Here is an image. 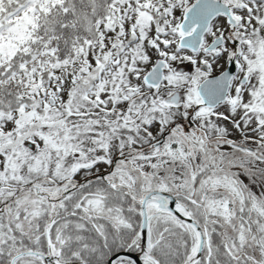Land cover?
I'll return each mask as SVG.
<instances>
[{
  "label": "rangeland",
  "instance_id": "1",
  "mask_svg": "<svg viewBox=\"0 0 264 264\" xmlns=\"http://www.w3.org/2000/svg\"><path fill=\"white\" fill-rule=\"evenodd\" d=\"M18 1L10 0V11ZM191 1L117 0L114 14L103 28L108 42L93 48L98 62L90 56L96 70L91 72L88 68L84 74L62 76L49 86L47 97L34 102L32 108L24 106L12 112L9 106L19 104V97H1L4 100L0 101V111L5 113L0 112V188L9 186L11 181L15 184L12 187L37 182L46 187V180L73 186V182L103 171L112 159L127 155L128 150L141 151L152 146L171 129L164 146L157 145L152 153L130 160L143 167V177L152 170V162L158 178L167 180L187 174L181 180L189 184V179L202 168L219 166L221 160L217 157L224 162L222 154L226 153L229 158L234 157L230 167L238 172L222 176L219 183L213 182L221 188L216 193H212L216 189H208L202 207L225 218L236 230L240 225L232 220L237 215L235 199L241 215L245 217L251 210L250 219L260 222L264 234V0H223L232 11L235 25L215 19L206 41L220 35L225 45L230 46L236 39L237 48L216 53L178 47L182 36L179 25ZM141 6L153 10L148 13L150 18L136 19ZM8 8L0 1V14L7 13ZM32 18L33 14L27 15L29 22ZM23 25L22 20L18 31ZM88 36L91 42L100 41L94 31ZM228 56H235L238 76L231 81L225 101L205 110L197 87L204 79L219 74ZM156 61L164 64L162 80L157 86L146 85L143 77ZM8 76L2 73L0 79ZM242 77L246 78L245 84L240 82ZM175 93L179 100L176 105L168 102ZM50 96L53 99L46 103ZM174 124L182 128H171ZM234 144L251 147L263 158L241 151ZM167 156L185 162L174 164L175 167L169 162L166 167ZM86 166L91 169L78 172L79 167ZM116 167L127 169L128 180L123 181L132 182L130 176L137 173V168L129 160L119 161ZM134 181L135 188H143ZM160 181L146 186L161 187ZM155 204L151 202L148 211L155 210ZM243 231L242 228L244 236ZM258 256L264 264L263 251L258 250Z\"/></svg>",
  "mask_w": 264,
  "mask_h": 264
},
{
  "label": "trees",
  "instance_id": "2",
  "mask_svg": "<svg viewBox=\"0 0 264 264\" xmlns=\"http://www.w3.org/2000/svg\"><path fill=\"white\" fill-rule=\"evenodd\" d=\"M0 1L5 8L9 7L7 13L11 12L7 16H3L7 14L5 12L0 14V76L2 73L9 74L8 79H0V101L18 96L20 103L9 106L12 112L24 106L32 108L34 102H41L51 92L49 86L62 76L84 74L88 68H91V72L96 70V64L90 63V56H94V47L108 42L103 28L108 25L106 20L114 14L117 0H19L12 11L10 0ZM152 11L147 6H141L136 19L150 18L148 13ZM32 14L33 21L29 22L27 15ZM10 16L16 19H4ZM22 20L24 25L20 32L18 28ZM91 31L96 33V37L100 35V41L92 39L91 42L88 36ZM94 57L98 62V58ZM51 99L50 96L46 103ZM155 143L141 151L128 150L127 155L118 156L116 161L112 159L106 165L109 176L113 175L123 184L115 187L114 195L109 193L112 187L106 185L105 179H91V175L73 182V186L46 180V187L39 182L12 187L14 181L9 182V186L1 187L0 264H9L21 252H47V229L50 243H55L61 259L67 263L104 264L113 253L122 250L139 252V201L143 194L158 188L155 184L147 187L146 183L159 179L167 193L177 194L178 198L183 199L192 197L194 203L186 201V209L204 234V246L200 258L188 263L197 246L195 232L190 226L180 225L172 215L156 211L149 221L152 248L149 258H145L146 263L263 264L257 252L260 250L264 253V234L260 222L250 219L251 210L247 213L243 211L244 217L234 199L237 215L232 220H237L240 225L235 230L234 225L227 224L225 218L202 207L208 189H216L212 192L216 193L221 188L213 185V182L219 183L222 176L238 172V169L230 167L234 157L222 154L224 162L217 157V160H221L219 166L202 168L196 172L197 176L189 179V184L184 182L185 177L189 176L187 174L167 180L162 176L158 178L152 162V170L145 172L147 177L144 178L143 167L130 160L139 154L152 153ZM165 159L166 167L169 162L174 167V164L182 165L185 162L176 156ZM127 160L137 168V173L133 172L134 176H130V183L123 181L128 180L127 169L120 167L119 170L116 167L119 161ZM113 165L114 169H111ZM90 169L91 166L79 167L78 172ZM138 171L142 174L138 175ZM133 180L139 181L143 188H135ZM112 196L114 203L109 200ZM116 199L121 200L117 203ZM87 213L93 216L89 217ZM257 236L261 237L259 242ZM15 264H41V261L35 257H24Z\"/></svg>",
  "mask_w": 264,
  "mask_h": 264
},
{
  "label": "water",
  "instance_id": "3",
  "mask_svg": "<svg viewBox=\"0 0 264 264\" xmlns=\"http://www.w3.org/2000/svg\"><path fill=\"white\" fill-rule=\"evenodd\" d=\"M218 15H224L231 23L234 22L229 13L228 6H226L224 3L216 0H196V2H194L193 5L186 10L184 19L180 24V30L183 34L188 33V31L192 28L193 31L190 35L181 38L179 47L189 48L193 52H196L199 49L202 35L206 31L210 21ZM220 43L221 39L216 38L211 44H209L207 48H205V50L212 51L218 45H220ZM162 67L163 63L161 61H157L155 63V65L143 78L146 85H159L162 80ZM234 70V62L232 59H230L226 68L221 73L212 77H208L200 82L197 87V95L204 107L214 108L225 101L229 82L232 78ZM170 100L171 102L175 103L177 101V94H174ZM152 201L159 202V205L163 210L175 215L181 221L189 224L194 229L198 239L197 248L188 263L196 261L200 257L203 247V235L201 229L189 216L184 215L176 210L177 202L172 195L158 191L147 193L141 201L142 224L140 228V240L144 255H148L151 248L146 206ZM26 255H33L44 260H49V258L41 256L37 253H22L15 256L12 259L11 264H13L15 259ZM119 260H129L133 264H141L136 255L127 253H118L113 255L112 258L108 260L107 264H113Z\"/></svg>",
  "mask_w": 264,
  "mask_h": 264
},
{
  "label": "flooded vegetation",
  "instance_id": "4",
  "mask_svg": "<svg viewBox=\"0 0 264 264\" xmlns=\"http://www.w3.org/2000/svg\"><path fill=\"white\" fill-rule=\"evenodd\" d=\"M216 1H220V2H222V3H224L226 6H228V8H229V13H230V15H231V18H232V11H231V9H230V7H229V5L228 4H226L225 2H223V0H216ZM194 2H196V0H192L189 4H188V7L186 8V9H188V8H190L192 5H193V3ZM186 12V11H185ZM185 12H183V19H184V14H185ZM220 18H222V19H224V20H226L227 21V23L228 24H230V26L231 27H233L234 25H235V19L234 18H232L233 19V23H231L229 20H228V18L226 17V16H224V15H218V16H216V17H214L211 21H210V23H209V25H208V27H207V29H206V31L203 33V35H202V38H201V43H200V46H199V49H203V51H205V52H211V53H216L217 51H219V50H221V49H223V50H225L226 48H237V45H236V39L235 40H233L232 41V43H231V45L229 46V45H225V40L222 38V36H220V35H218V36H215V37H212L211 39H209L208 40V42L206 41V36H207V33H208V29H209V26H210V24L215 20V19H220ZM182 19V20H183ZM182 22V21H181ZM181 24V23H180ZM192 31H193V28L192 29H190L189 31H188V33H186V34H183L182 32H181V30H180V25H179V32L182 34V36L180 37V39L178 40V47H179V42H180V40H181V38L182 37H184V36H187V35H190L191 33H192ZM216 38H220L221 39V43H220V45H218L214 50H212V51H206L205 50V48H207L208 46H209V44H211L212 43V41L214 40V39H216ZM180 48V47H179ZM184 49H187L188 51H190V52H193L192 50H190L189 48H184ZM198 49V50H199ZM197 50V51H198ZM196 51V52H197ZM230 59H232L233 60V62H234V65H235V70H234V73H233V75H232V78H231V80H230V82H229V87H228V91H227V94H228V92H229V89H230V85H231V81H235V79L237 78V76H238V73H239V70H238V63H237V60H236V58H235V56H228V58L226 59V62H225V67L223 68V70L226 68V66H227V63H228V61L230 60ZM157 62V61H156ZM163 66H164V64H163ZM162 70H163V67H162ZM222 70V71H223ZM221 71V72H222ZM220 72V73H221ZM218 75V74H217ZM240 82H241V84H245V82H246V78L245 77H242L241 79H240ZM177 94V93H176ZM227 94H226V97H227ZM172 97V96H171ZM170 97V98H171ZM171 100H169L168 102H170ZM179 100H178V94H177V101L175 102V103H173V102H171V103H173L174 105H176L177 104V102H178ZM201 102V101H200ZM201 106L205 109V110H207V109H210V108H207V107H204L203 105H202V103H201ZM217 107V106H216ZM188 119H190V117L188 118ZM190 124V123H189ZM190 126V125H189ZM175 127H180V128H182L181 126H179V125H176V124H174L171 128H174L175 129ZM185 128V131H188L189 129H188V127H184ZM190 128V127H189ZM170 133H171V129H169V130H167L166 132H165V134L164 135H162L161 136V138H160V140L158 141V142H156L155 144H157L158 145V147H162V146H164L165 144H166V139H167V137L170 135ZM172 145H174V144H172ZM170 147H171V145H169ZM234 146H236V148L237 149H239V150H241V151H244V152H247V153H250V154H253L255 157H257V158H263V157H260L259 156V153L255 150V149H253V148H251V147H247V146H244V145H238V144H234ZM157 147V146H156ZM169 148V147H168ZM116 158H119V157H116ZM113 159V161H116L117 159ZM114 163V162H113ZM113 163H111V164H113ZM115 165H116V162H115ZM115 165H113L112 167H110L111 169H114V166ZM107 167H105V169H106ZM103 170L102 172H98V173H96V174H93V175H91V179H93V178H96V177H99V178H101V179H105L106 180V185L107 186H109V187H112V189L109 191V193L110 194H113L114 195V190H115V187L116 186H121V185H123L122 183H120L117 179H115V178H113L112 176H109L110 174V171H108V170ZM112 171V170H111ZM164 185H161V187H158L157 189H151V191H149V192H152V191H158V192H162V193H166V194H169V195H172L175 199H176V202H177V205H176V210L178 211V212H180V213H182V214H184V215H187V216H189L188 215V212H187V209H186V201H188L190 204H192V203H194V200H192L191 199V197L190 198H185V199H183V198H178V195L177 194H172V193H167L164 189H162V187H163ZM107 191V190H106ZM214 191H216V190H214ZM122 192V191H121ZM149 192H147V193H149ZM146 193V194H147ZM146 194H143V196H142V198L140 199V201H139V204H140V224H139V229H138V243H139V248H140V251L139 252H129V251H119V252H116V253H113L112 255H110V256H108L107 258H106V260L104 261V264H107V262H108V260L110 259V258H112V256L113 255H115V254H118V253H127V254H131V255H136L137 257H138V259L140 260V262H141V264H148V263H146V260H145V258H149V256H150V252H151V248H152V245H151V237H150V230H149V221H150V216L152 215V213H154V212H156V211H162V212H164V213H167V214H170V215H172L177 221H178V223L180 224V225H187V226H190L189 224H187V223H185V222H183V221H181L178 217H176L175 215H173V214H171V213H169V212H167V211H165V210H163L161 207H160V205H159V202H157V201H152V202H156V204H155V206L157 207L155 210H153L152 212L151 211H148V206L151 204V202H149L148 204H147V206H146V212H147V217H148V232H149V240H150V245H151V248H150V252H149V254L148 255H144V252H143V249H142V246H141V240H140V228H141V224H142V212H141V201H142V199H143V197L146 195ZM179 194H182V193H179ZM119 199V198H118ZM118 199H116L115 201H117ZM112 203H114V198H113V196L109 199ZM121 200V199H120ZM119 200V201H120ZM119 201H117V203L119 202ZM159 205V206H158ZM197 207H199V206H197ZM93 211H95L96 212V210H93ZM88 214V216L89 217H92L93 215L92 214H89V213H87ZM190 217V216H189ZM191 218V217H190ZM192 219V218H191ZM197 226H198V224H196ZM199 227V226H198ZM190 228L194 231V229L190 226ZM200 228V227H199ZM202 231V230H201ZM48 232H49V229H47L46 231H45V235H46V244H47V252H45V253H37V254H39V255H41V256H44V257H47V258H49V260H44V259H41V258H38V257H36V256H33V255H26V256H22V257H19V258H17V259H15V261L13 262V264H15V263H17V261L19 260V259H21V258H24V257H35V258H37V259H39L40 261H41V264H73V263H67V262H65V261H63L62 259H61V254H60V252H59V250H57V248L55 247V243H50V239H49V237L47 236V234H48ZM195 232V231H194ZM195 235H196V233H195ZM202 235H203V246H204V234H203V232H202ZM196 238H197V235H196ZM197 242H198V239H197ZM196 248H197V246H196ZM202 249H203V247H202ZM22 253H34V252H21V253H19V254H22ZM19 254H17V255H19ZM201 254H202V252H201ZM17 255H15V256H17ZM14 256V257H15ZM201 256V255H200ZM13 257V258H14ZM12 258V259H13ZM200 258V257H199ZM12 259H11V261H12ZM11 261H10V263L9 264H11ZM148 262V261H147ZM113 264H133L131 261H129V260H119V261H116L115 263H113Z\"/></svg>",
  "mask_w": 264,
  "mask_h": 264
}]
</instances>
